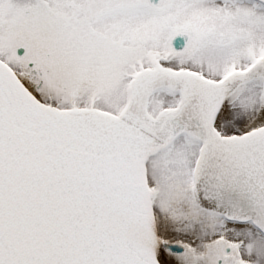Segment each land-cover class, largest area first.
<instances>
[{"label":"snow or ice","instance_id":"snow-or-ice-1","mask_svg":"<svg viewBox=\"0 0 264 264\" xmlns=\"http://www.w3.org/2000/svg\"><path fill=\"white\" fill-rule=\"evenodd\" d=\"M0 264H264V0H0Z\"/></svg>","mask_w":264,"mask_h":264}]
</instances>
